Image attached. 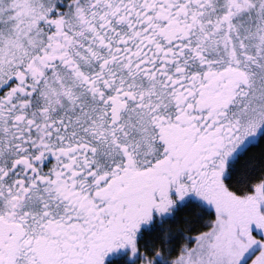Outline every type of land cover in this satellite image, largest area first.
I'll use <instances>...</instances> for the list:
<instances>
[{"label": "snow or ice", "instance_id": "snow-or-ice-1", "mask_svg": "<svg viewBox=\"0 0 264 264\" xmlns=\"http://www.w3.org/2000/svg\"><path fill=\"white\" fill-rule=\"evenodd\" d=\"M0 264H264V0H0Z\"/></svg>", "mask_w": 264, "mask_h": 264}]
</instances>
